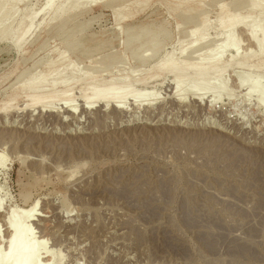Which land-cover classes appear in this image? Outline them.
Masks as SVG:
<instances>
[{
    "label": "rangeland",
    "instance_id": "rangeland-1",
    "mask_svg": "<svg viewBox=\"0 0 264 264\" xmlns=\"http://www.w3.org/2000/svg\"><path fill=\"white\" fill-rule=\"evenodd\" d=\"M67 1L18 0L15 18L4 23L3 215L36 206L37 222L25 223L28 241L45 238L51 264H264V53L248 28L220 23L222 14L244 17L252 0H193L178 11L168 0H106L57 19ZM146 24L153 31L142 57L154 50L141 63L139 45L129 47L127 37ZM196 26L208 44L181 39ZM193 43L203 48L198 63L217 57L221 68L158 69ZM49 66L52 76L63 68L64 80L36 104L19 87ZM184 78L200 83L199 93L210 87L202 104L172 101L170 84ZM115 81L128 111L89 99V87ZM153 93L159 104L134 103ZM5 229L0 222L3 252Z\"/></svg>",
    "mask_w": 264,
    "mask_h": 264
},
{
    "label": "bare ground",
    "instance_id": "bare-ground-1",
    "mask_svg": "<svg viewBox=\"0 0 264 264\" xmlns=\"http://www.w3.org/2000/svg\"><path fill=\"white\" fill-rule=\"evenodd\" d=\"M104 1L106 0H68L64 5H62L58 9L56 18L65 19L70 14L77 12L80 9L92 7L94 5L101 4ZM192 1L193 0H168L169 4H171V7L174 11H178L180 7H183ZM0 2L6 3L5 5H0V38H1L0 40H3L7 37L10 31V25H4V23L6 21L15 18L16 14L13 11V7L16 5L18 0H0ZM224 9H225L224 6H222L221 11L224 12ZM246 9H247V13L242 18L238 14H235L234 16L232 15L233 18L232 20H230L231 19L230 17L226 16V14H222V17L220 19L221 28L223 30L228 27H237V26L248 28L247 35L250 42L258 46V52L262 54L264 53V35L263 33H261L264 26V2L258 3L257 0L249 1L246 4ZM131 14H133V12ZM114 16L117 24H120L124 20L123 18H120L121 16L117 10H114ZM143 26L144 27L142 28L141 27L134 28L135 33L134 34L131 33L127 37L128 38L127 43L129 47L133 48L139 45L137 58L138 61L141 63L147 62L152 57V53L154 50V48H152L154 47V45L148 46L147 52L148 53L150 52L151 54L149 56L142 57L143 54L140 51L141 47L146 46L145 41L148 40V36L151 34V31H153L150 30L151 27L149 25L146 24ZM204 32L205 29L203 27L200 28L196 26L191 28L189 31L185 32L184 34H181V39L184 40L187 38H196V36H198L200 37L201 44L205 45L208 44V42L207 39L205 38ZM72 34L73 33L71 32L67 33L66 37H69V39H71ZM78 42L79 41L77 40L73 41V43L76 45H78ZM233 46L237 48L238 43L235 42ZM149 48L152 49L149 50ZM222 49H223L222 47H218L217 49H215V51L216 52L222 51ZM202 50H203L202 47L199 48L198 44L193 43L190 48H188L185 52L182 53V56L180 58L164 59L157 67L159 70L167 71L172 74L179 73L185 70L192 71L198 74H205L210 70H216L221 68V65L218 63L217 57H215L213 60H210L209 62L198 63L199 58H201ZM91 52L95 54L94 51ZM251 56L252 54H249L248 58H251ZM248 58L239 59V60L245 62ZM52 75L53 74H51V66H49L44 72H39V73L37 72L33 76H31V78H29L24 84H22L19 87V89L21 90L22 93H25L29 97L33 98L32 101L34 103L40 104L47 97V91H46L47 87L53 89L58 84L63 82L64 80L63 68L56 75L54 76ZM117 83L118 81H115L112 82L110 85L100 84L98 86L89 87L87 89V94L89 96V99L90 100L99 99L107 104L110 102L113 106L112 108L116 110L128 111L127 109H125V107L122 106L123 101H121V99L123 98L122 97L123 92L121 91L122 88L118 87ZM121 83L124 84V88L128 87V85H126L125 80H123ZM188 86H190L189 89L187 88ZM200 86L201 84L198 82H195L194 84L190 85L189 83H187V80L185 78L178 80L175 84L171 83L170 87L172 89V93L174 94L173 97H171L172 101L176 103L177 102L181 103L184 102V99L189 96V98L192 97L195 102L202 104V100L205 101L206 98L204 99V97L207 96V93L210 91V87L209 86L205 87V89H203L202 92L199 93L197 92V90L200 88ZM147 96L149 97L136 99L134 101L136 106L142 107V105H144L145 107L149 108L150 106L152 105L154 106L155 104L158 103L157 100L159 96L157 93H153L151 95L148 94ZM209 103L213 107V105H216L219 102L217 100H211V102ZM71 104L72 103L70 104L67 103L64 106V108H66L64 110H66L68 113H71L70 115L75 114L76 112L74 111L75 105H71ZM88 105L91 107L93 103L88 102ZM88 105L86 107L84 106V111L85 110L89 111ZM53 113L54 111L52 112V114ZM129 122H131V120H129ZM35 211H36V206L35 207L32 206L29 207L22 214V216L21 215L18 216L17 209L10 211L6 215L5 214L3 215V212L1 211V207H0V222L3 224V227H6L5 230L7 231L6 251L3 252V250L0 247V264H51V262L53 261L52 259L54 257V254L51 253L50 249H49L50 251H48L47 249L48 241L45 238H41L40 235L39 239L38 237L35 238L37 241L39 240L37 243H30L28 241L29 237L31 236L32 229L30 230L29 226L26 225L25 223L27 222V220L29 221L31 220L32 223L36 221L34 217L38 216V214L37 213L35 214ZM29 225H33V224H29ZM5 230L4 232H6ZM22 233L26 234V236L25 235L23 236ZM0 242L2 243V241Z\"/></svg>",
    "mask_w": 264,
    "mask_h": 264
},
{
    "label": "water",
    "instance_id": "water-1",
    "mask_svg": "<svg viewBox=\"0 0 264 264\" xmlns=\"http://www.w3.org/2000/svg\"><path fill=\"white\" fill-rule=\"evenodd\" d=\"M23 234V236L25 235L26 236V234H24V233H22Z\"/></svg>",
    "mask_w": 264,
    "mask_h": 264
}]
</instances>
